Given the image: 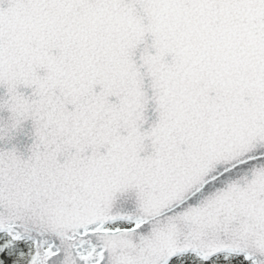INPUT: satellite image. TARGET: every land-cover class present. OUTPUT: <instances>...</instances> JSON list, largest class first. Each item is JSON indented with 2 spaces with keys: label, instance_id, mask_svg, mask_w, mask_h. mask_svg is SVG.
<instances>
[{
  "label": "snow or ice",
  "instance_id": "6c2138e0",
  "mask_svg": "<svg viewBox=\"0 0 264 264\" xmlns=\"http://www.w3.org/2000/svg\"><path fill=\"white\" fill-rule=\"evenodd\" d=\"M0 264H264V0H0Z\"/></svg>",
  "mask_w": 264,
  "mask_h": 264
}]
</instances>
